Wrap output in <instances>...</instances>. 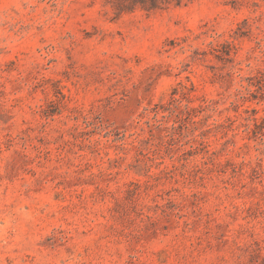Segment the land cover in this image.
I'll return each instance as SVG.
<instances>
[{
    "label": "rangeland",
    "instance_id": "rangeland-1",
    "mask_svg": "<svg viewBox=\"0 0 264 264\" xmlns=\"http://www.w3.org/2000/svg\"><path fill=\"white\" fill-rule=\"evenodd\" d=\"M0 264H264V0H0Z\"/></svg>",
    "mask_w": 264,
    "mask_h": 264
},
{
    "label": "trees",
    "instance_id": "trees-1",
    "mask_svg": "<svg viewBox=\"0 0 264 264\" xmlns=\"http://www.w3.org/2000/svg\"><path fill=\"white\" fill-rule=\"evenodd\" d=\"M193 0H110L117 15L141 9L147 12L164 9L171 5L180 6Z\"/></svg>",
    "mask_w": 264,
    "mask_h": 264
}]
</instances>
